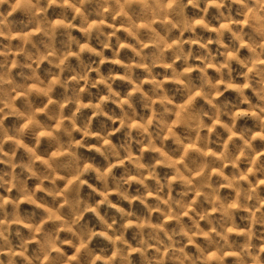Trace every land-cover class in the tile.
I'll return each instance as SVG.
<instances>
[{"label": "clouds", "instance_id": "clouds-1", "mask_svg": "<svg viewBox=\"0 0 264 264\" xmlns=\"http://www.w3.org/2000/svg\"><path fill=\"white\" fill-rule=\"evenodd\" d=\"M0 264H264V0H0Z\"/></svg>", "mask_w": 264, "mask_h": 264}]
</instances>
